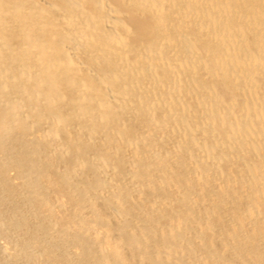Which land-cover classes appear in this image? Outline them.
<instances>
[{
	"label": "bare ground",
	"instance_id": "6f19581e",
	"mask_svg": "<svg viewBox=\"0 0 264 264\" xmlns=\"http://www.w3.org/2000/svg\"><path fill=\"white\" fill-rule=\"evenodd\" d=\"M0 264H264V0H0Z\"/></svg>",
	"mask_w": 264,
	"mask_h": 264
}]
</instances>
